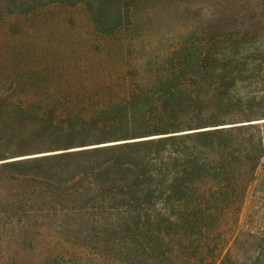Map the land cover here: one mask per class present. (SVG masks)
Segmentation results:
<instances>
[{
    "label": "trees",
    "instance_id": "1",
    "mask_svg": "<svg viewBox=\"0 0 264 264\" xmlns=\"http://www.w3.org/2000/svg\"><path fill=\"white\" fill-rule=\"evenodd\" d=\"M41 2L89 7L102 34L128 18L127 0ZM6 4L17 9L3 18L36 11L33 0ZM233 4L264 11V0ZM254 34L240 30L189 46L160 80L168 89H124L123 99L89 115H62L43 101L50 90H0V228L76 235L91 251L49 264H264V239L249 252L238 230L264 159L261 126L245 124L264 118V110L253 111L264 89H238L248 73L241 55L249 49L242 47ZM59 93L68 101L67 91ZM234 109L247 119H229ZM30 124L31 131H21ZM33 146L56 152L12 159Z\"/></svg>",
    "mask_w": 264,
    "mask_h": 264
},
{
    "label": "rangeland",
    "instance_id": "2",
    "mask_svg": "<svg viewBox=\"0 0 264 264\" xmlns=\"http://www.w3.org/2000/svg\"><path fill=\"white\" fill-rule=\"evenodd\" d=\"M127 1L122 12L128 18L110 35L97 31L89 7L83 4L42 7L44 3L33 0L36 11L28 17L0 16V90L13 89L18 94L50 90L52 98L43 101L50 100L62 115H89L123 99L124 89H168L160 80L172 71L169 65L176 63L183 49L219 43L230 32L240 30L255 34L242 47L249 49L241 55L248 73L238 89H264V63L258 77L264 60V11L243 9L233 4L235 0ZM0 3V13L17 9H8L5 0ZM32 5L19 9L28 10ZM61 91L69 93L68 101L60 102ZM78 92L81 95L75 97ZM260 96L253 110L256 113L264 110V95ZM229 114V119H244L241 121L248 117L238 109ZM250 123L259 124L264 137V118L245 122ZM31 129L30 124L21 131ZM40 147L33 146L29 150L33 152L12 159L56 152ZM238 230L242 233L240 245L257 253L258 239H264V159L242 204ZM82 242L65 233L26 234L0 228V264H49L60 256L91 252L80 245Z\"/></svg>",
    "mask_w": 264,
    "mask_h": 264
}]
</instances>
